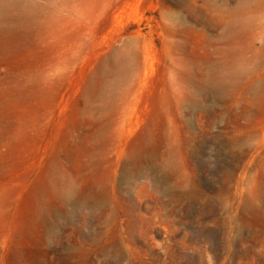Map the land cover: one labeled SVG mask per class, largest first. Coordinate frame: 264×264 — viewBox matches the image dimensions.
Masks as SVG:
<instances>
[{
  "label": "rangeland",
  "instance_id": "rangeland-1",
  "mask_svg": "<svg viewBox=\"0 0 264 264\" xmlns=\"http://www.w3.org/2000/svg\"><path fill=\"white\" fill-rule=\"evenodd\" d=\"M0 264H264V0H0Z\"/></svg>",
  "mask_w": 264,
  "mask_h": 264
},
{
  "label": "bare ground",
  "instance_id": "bare-ground-1",
  "mask_svg": "<svg viewBox=\"0 0 264 264\" xmlns=\"http://www.w3.org/2000/svg\"><path fill=\"white\" fill-rule=\"evenodd\" d=\"M255 87L260 88L261 87V83L258 82Z\"/></svg>",
  "mask_w": 264,
  "mask_h": 264
}]
</instances>
